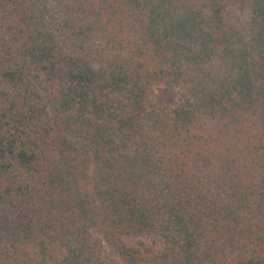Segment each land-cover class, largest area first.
<instances>
[{"label":"trees","instance_id":"16d2710c","mask_svg":"<svg viewBox=\"0 0 264 264\" xmlns=\"http://www.w3.org/2000/svg\"><path fill=\"white\" fill-rule=\"evenodd\" d=\"M234 1L0 0V264H113L91 231L125 264H264V0L229 49Z\"/></svg>","mask_w":264,"mask_h":264},{"label":"rangeland","instance_id":"374dc122","mask_svg":"<svg viewBox=\"0 0 264 264\" xmlns=\"http://www.w3.org/2000/svg\"><path fill=\"white\" fill-rule=\"evenodd\" d=\"M253 0H235L226 14L225 28L230 44L229 49L240 45L244 36ZM216 59L204 66L200 71L190 69L186 80L169 86L147 88L141 99L139 117L141 120L151 116H169L175 109L187 100L204 94L219 80L226 78L232 72L233 61L228 51L222 50ZM83 191L93 203L91 217H95L98 210V200L94 196L88 181L81 183ZM91 236L99 251L113 264H125L109 246L93 231ZM141 241L154 246L151 237H143Z\"/></svg>","mask_w":264,"mask_h":264}]
</instances>
